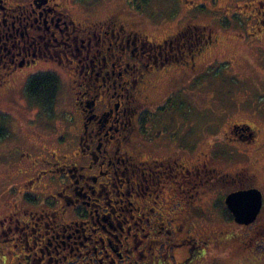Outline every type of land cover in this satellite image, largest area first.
<instances>
[{"label": "flooded vegetation", "instance_id": "obj_1", "mask_svg": "<svg viewBox=\"0 0 264 264\" xmlns=\"http://www.w3.org/2000/svg\"><path fill=\"white\" fill-rule=\"evenodd\" d=\"M69 1L0 0V87L18 71L54 66L68 73L74 94L73 108L55 119L62 133L50 139L67 153L39 144L47 160L13 166L8 185L17 196L0 217V232L20 235L14 236L22 243L16 264H242L235 261L242 255L254 258L248 264H264V230L243 236L256 249L245 253L236 240L225 239L227 231L208 232L227 224L211 213L222 205L226 216L228 195L263 194L256 168L224 171L218 144L251 145L262 130L231 122L222 135L204 127L197 146L192 125L182 132V144L152 125L163 90L191 83L218 61L212 56L223 44L219 25H199L188 9L156 40L141 22L125 17L127 6L104 18L83 14L80 22L71 11L83 0ZM239 7L251 10L232 19L241 18L247 35L263 41L264 0ZM48 69L35 75L53 73ZM56 76L61 86L59 71ZM214 195L225 203L214 202ZM230 246L240 253L228 262L222 256Z\"/></svg>", "mask_w": 264, "mask_h": 264}, {"label": "rangeland", "instance_id": "obj_2", "mask_svg": "<svg viewBox=\"0 0 264 264\" xmlns=\"http://www.w3.org/2000/svg\"><path fill=\"white\" fill-rule=\"evenodd\" d=\"M245 1L255 0H83L76 2L74 10L71 11L75 20L85 22L83 14L90 13L104 18L127 6L125 17L141 22L145 32L156 40L165 33L172 32L176 26L174 23L182 19V12L188 9H193L192 17L198 20L199 25L210 24L211 20L219 25L220 30H225L218 31L223 44L212 56L218 61L212 63L205 71H200L202 73L198 74L191 83L186 81L179 87L163 90L161 95L163 94L164 99L156 110L158 121H152V125L163 130L162 137L170 141L180 140L181 144L182 132L192 125L197 146L204 127L210 128V132L220 131L222 135L231 122L237 125L254 124L262 130L260 140L251 145L237 146L236 143L228 141L221 142L217 147L219 152L216 156L219 157L218 162L221 161L224 171L234 172L236 168L246 165L256 168L259 173L260 181L257 186L263 190V208L258 222L252 225L253 227L236 223L229 212L225 216L221 209L222 205L218 206V211L211 213L213 220H221L227 224L212 227L208 232L227 231L225 239L236 240L237 245L242 246L243 253L247 250L250 252L256 250L243 236L251 233L252 229H254L253 233L264 230V40L259 43L254 41L247 35L246 25L240 23L241 18L231 17L233 14H237L238 17L240 14L246 15L251 10V8L239 7V4L242 5ZM67 3L72 5L69 0ZM251 44L256 46L251 47ZM46 68L54 70L55 74L59 71L62 80L54 108L45 106V112L43 108L34 106L26 95L25 87L30 77ZM6 81L8 84L0 87V113L5 114H0V126L3 125L8 131L6 137L0 139V217L9 211L14 202L13 197L17 196L16 190L8 185L10 179L14 177L13 166L16 163L20 164L33 158L47 160L49 157L40 153L39 147H49L51 150L56 148L61 154L67 153L65 148L58 146L57 143L51 146L53 141L50 139L56 133H62L63 126L55 119L63 110L71 106L73 108L74 100L72 82L68 73L62 69L55 70L54 66H32L16 72ZM37 109H40V114L37 120L31 123L30 118L35 116ZM50 118L52 119L49 120ZM52 124H56L59 128L57 130L51 128ZM108 125L115 126L114 121ZM205 145L208 146V143L202 145L200 150ZM34 146L38 148L35 149ZM16 167L18 175L21 173V167L19 165ZM212 199L214 202L225 203L224 199L216 195ZM4 233V230L0 232V264L4 261H7L6 264H16V254L22 251V243H19L14 236L19 238L20 235L13 234L12 238ZM6 237L10 238L7 242L4 241ZM230 248L232 249L231 252L228 249L230 254L222 253V257L228 259V262L240 253L236 247L230 246ZM235 261L248 264L253 263L254 258L242 255L241 259ZM210 264L214 263L210 262Z\"/></svg>", "mask_w": 264, "mask_h": 264}, {"label": "trees", "instance_id": "obj_3", "mask_svg": "<svg viewBox=\"0 0 264 264\" xmlns=\"http://www.w3.org/2000/svg\"><path fill=\"white\" fill-rule=\"evenodd\" d=\"M59 89L60 80L58 76L52 72H45L30 77L25 87L28 98L38 107H42L45 112L46 107L54 108L53 106ZM43 110L42 112H44ZM6 131L5 127H0V139L6 137L8 132ZM231 216L233 217L232 214Z\"/></svg>", "mask_w": 264, "mask_h": 264}, {"label": "water", "instance_id": "obj_4", "mask_svg": "<svg viewBox=\"0 0 264 264\" xmlns=\"http://www.w3.org/2000/svg\"><path fill=\"white\" fill-rule=\"evenodd\" d=\"M226 204L238 224L254 223L262 209L263 194L259 189L231 193Z\"/></svg>", "mask_w": 264, "mask_h": 264}]
</instances>
